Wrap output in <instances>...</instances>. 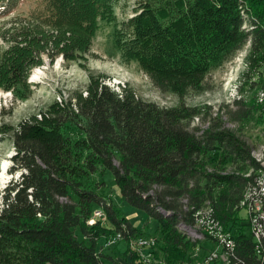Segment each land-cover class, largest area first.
I'll list each match as a JSON object with an SVG mask.
<instances>
[{"label": "trees", "instance_id": "trees-1", "mask_svg": "<svg viewBox=\"0 0 264 264\" xmlns=\"http://www.w3.org/2000/svg\"><path fill=\"white\" fill-rule=\"evenodd\" d=\"M117 1L39 0L28 14L9 20L1 32L7 45L0 47V85L25 86L42 48L68 58L81 42L89 45L99 20L113 19ZM20 2L0 0V18ZM247 4L255 16L248 17L251 29L245 32L239 5ZM248 41L251 56L243 78L258 91L264 80V0H140L139 10L117 31L116 45L125 60L137 58L148 71L193 77L221 66ZM178 49V67H171L168 53ZM235 103V119L249 116L244 100ZM64 108L44 124H23L14 133L12 171L20 169L21 177L3 193L0 264H120L116 256L123 242L113 248L105 242L115 230L126 238L141 230L103 193L106 181L95 176L107 171L129 205L159 221L169 264L185 262L193 248L177 222L190 221L191 205L207 201L233 230L241 264H264L240 207L252 175L218 171L228 161L239 170H263L239 136L218 122L199 135L185 122L195 111L161 107L132 89L118 93L96 80L86 97ZM96 207L107 213L104 224L93 218ZM131 264L142 263L134 255Z\"/></svg>", "mask_w": 264, "mask_h": 264}, {"label": "rangeland", "instance_id": "rangeland-1", "mask_svg": "<svg viewBox=\"0 0 264 264\" xmlns=\"http://www.w3.org/2000/svg\"><path fill=\"white\" fill-rule=\"evenodd\" d=\"M38 1L21 0L13 12L0 18V25L7 22L0 28V47L7 45L1 32L11 25L12 21L9 20L28 14L37 7ZM240 5L244 22L242 29L247 32L251 29L247 25L250 23L248 17L255 16V13L248 4L246 7ZM139 8L140 0L117 1L113 19L99 20V27L89 45L81 42L68 58L63 54H55L56 50L53 51L50 47L42 48L39 63L31 67L25 86L22 83H15L10 88L0 85V209L3 206L5 188L11 181L21 177L20 169L12 171L13 155L16 153L13 141L15 131L27 123L38 125L39 121L44 124L56 111L60 113L65 106H75L80 97L89 94L91 83L95 80L118 93H122L125 88L132 89L139 98L157 103L161 107L191 109L195 111V115L185 121L189 129H199L197 133L200 135L211 124L218 122L250 147L255 160L258 156L264 158V117L261 108L256 104L257 89H250V84H245L243 78L251 56L250 41L221 66L193 77L148 71L137 58L125 60L116 45L117 31ZM181 51L178 49L168 53L171 67H178L177 57ZM36 70H41L42 74L33 79ZM240 99L244 100V108L249 109L250 114L235 119L232 114L239 109L235 101ZM219 166L218 171L224 174L234 172L236 175L248 177L252 172L251 166L239 170L234 162L229 161L226 165ZM253 177L254 173L249 178ZM95 178L106 181L103 193L108 201L120 209V215L127 217L135 227L140 226L143 234H159L162 229L159 221L150 217L146 211L132 207L120 195L112 171H107L104 176L96 175ZM98 209L99 207L95 208L96 211ZM240 211L244 216L243 210ZM94 225L96 224L90 226ZM157 229L159 230L155 231ZM161 233L164 234L162 230ZM121 245L119 255L127 248L126 243Z\"/></svg>", "mask_w": 264, "mask_h": 264}, {"label": "built area", "instance_id": "built-area-1", "mask_svg": "<svg viewBox=\"0 0 264 264\" xmlns=\"http://www.w3.org/2000/svg\"><path fill=\"white\" fill-rule=\"evenodd\" d=\"M261 112L264 117V107ZM252 178V177H251ZM188 212L189 210H185ZM216 210L213 207V212H206L205 208H195L191 205V220L194 226H199V233L193 234V256H198V253H205L203 262L210 264H241L236 257L237 240L234 237L233 230L230 228L227 235H220L219 224L215 222ZM252 235L255 253L258 258L264 260V165L263 172H256L251 179L249 216L243 218ZM107 221V214L104 208L98 209V223L104 224ZM88 222V221H87ZM126 229V224H124ZM141 235H146L142 233ZM120 233L116 230L111 234V241L105 242L107 248L108 243L121 242ZM130 240V238H129ZM164 234L159 231L155 238H149V242L144 244H152V251L149 253H136L132 247L127 248L124 255H117L116 261L120 264H131L133 256L136 255L138 260L145 264L151 262V258H160V253H163ZM183 243V239H182ZM195 244H202V251H195ZM170 258L164 260V264H169Z\"/></svg>", "mask_w": 264, "mask_h": 264}, {"label": "bare ground", "instance_id": "bare-ground-1", "mask_svg": "<svg viewBox=\"0 0 264 264\" xmlns=\"http://www.w3.org/2000/svg\"><path fill=\"white\" fill-rule=\"evenodd\" d=\"M41 70H36L33 75V79L38 78L39 75H41ZM2 98V95L0 94V100ZM256 103L257 105L262 109L264 107V80L262 87L258 89L257 95H256ZM259 162H263L264 165V158L256 157ZM263 169V168H262ZM251 173L249 176L254 173L253 169H251ZM259 172H263V170H260ZM255 174V173H254ZM250 189L251 186L245 191L244 197L240 202V207L244 208L246 211V216L248 218L249 216V202H250ZM184 210H190L189 202L187 199H183ZM239 207V206H238ZM237 207V208H238ZM201 208H205L206 212H213V206L212 204L207 201ZM169 214H173V211H168ZM94 219H98V211L94 213ZM215 222L219 224V232L220 235H227L229 230L223 225L220 219L216 217L215 213ZM228 225V224H227ZM176 229L185 239V242H188L193 246V234L199 233V226H194L193 223L190 221L181 218L179 222H177ZM116 233H120V238L122 239L121 242L126 243V245L130 248L132 247L135 252L137 253H149L152 251V244H144V242H149V238H155L158 236V234H146V235H135L134 237H131L130 240L126 238V236L121 231H117ZM107 241H111V235L107 239ZM120 242H113L108 243L107 248H113ZM195 251H202V244H195ZM169 258V257H168ZM164 260H167L166 257L163 255V253H160V258H151V262H145V264H164ZM185 260V259H184ZM202 260H205V253H198V256H193V248L191 249L189 256L187 260L180 264H202ZM203 264H210V262H203Z\"/></svg>", "mask_w": 264, "mask_h": 264}]
</instances>
